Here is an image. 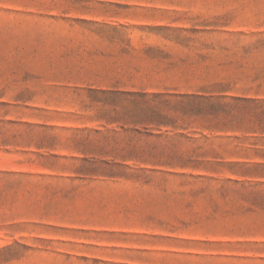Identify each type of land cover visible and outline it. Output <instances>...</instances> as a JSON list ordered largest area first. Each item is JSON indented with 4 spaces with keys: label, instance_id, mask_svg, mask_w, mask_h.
Listing matches in <instances>:
<instances>
[{
    "label": "rangeland",
    "instance_id": "rangeland-1",
    "mask_svg": "<svg viewBox=\"0 0 264 264\" xmlns=\"http://www.w3.org/2000/svg\"><path fill=\"white\" fill-rule=\"evenodd\" d=\"M0 264H264V0H0Z\"/></svg>",
    "mask_w": 264,
    "mask_h": 264
}]
</instances>
